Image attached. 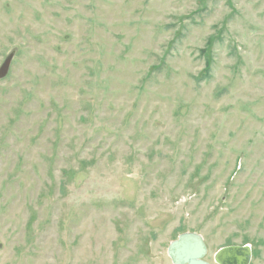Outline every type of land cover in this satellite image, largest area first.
Masks as SVG:
<instances>
[{
	"label": "rangeland",
	"instance_id": "rangeland-1",
	"mask_svg": "<svg viewBox=\"0 0 264 264\" xmlns=\"http://www.w3.org/2000/svg\"><path fill=\"white\" fill-rule=\"evenodd\" d=\"M0 264H264V0H0Z\"/></svg>",
	"mask_w": 264,
	"mask_h": 264
},
{
	"label": "water",
	"instance_id": "water-1",
	"mask_svg": "<svg viewBox=\"0 0 264 264\" xmlns=\"http://www.w3.org/2000/svg\"><path fill=\"white\" fill-rule=\"evenodd\" d=\"M17 51H12L0 68V81L7 78ZM168 257L172 264H210L205 261L208 248L202 236L196 233H184L172 242L168 248ZM253 250L250 245L225 247L215 257L216 264H251Z\"/></svg>",
	"mask_w": 264,
	"mask_h": 264
}]
</instances>
